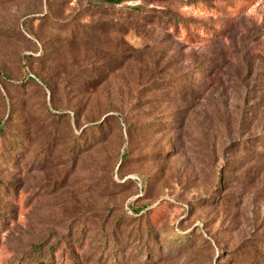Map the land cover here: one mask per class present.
Returning <instances> with one entry per match:
<instances>
[{
	"label": "rangeland",
	"instance_id": "1",
	"mask_svg": "<svg viewBox=\"0 0 264 264\" xmlns=\"http://www.w3.org/2000/svg\"><path fill=\"white\" fill-rule=\"evenodd\" d=\"M0 127V264H264V0H0Z\"/></svg>",
	"mask_w": 264,
	"mask_h": 264
},
{
	"label": "trees",
	"instance_id": "2",
	"mask_svg": "<svg viewBox=\"0 0 264 264\" xmlns=\"http://www.w3.org/2000/svg\"><path fill=\"white\" fill-rule=\"evenodd\" d=\"M105 1H107V2H109V3H115V4H120V3H122V2H124L125 0H105ZM205 3V2H204ZM2 128L0 127V130H1ZM1 132V131H0Z\"/></svg>",
	"mask_w": 264,
	"mask_h": 264
}]
</instances>
